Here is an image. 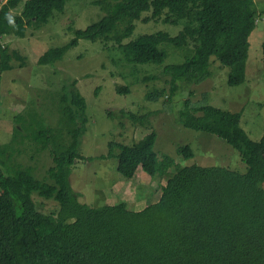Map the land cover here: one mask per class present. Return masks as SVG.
Here are the masks:
<instances>
[{"label":"trees","instance_id":"trees-1","mask_svg":"<svg viewBox=\"0 0 264 264\" xmlns=\"http://www.w3.org/2000/svg\"><path fill=\"white\" fill-rule=\"evenodd\" d=\"M23 1L8 0L0 9L2 73L13 70L15 61L26 65V58L2 40L24 38L28 28L47 24L72 0ZM94 4L105 16L75 31L66 46L44 53L40 66L61 61L81 39L115 37L121 43L133 34L135 21H163L182 26L180 33L172 37L160 31L120 46L127 61L137 64H163L167 58L159 49L163 43L194 50L187 62L165 67L170 99L179 83L193 85L207 79L212 57L230 69V87L246 81L249 39L260 16L253 0H96ZM6 13L14 24L5 19ZM262 52L264 61V41ZM58 108L56 127L46 126L36 113L18 115L12 140L0 144V157H5L0 166V264H264V134L260 141L249 137L241 125L243 111L192 107L186 100L180 121L186 129L216 135L237 149L247 167L244 174L219 167H180L168 155L159 158L154 131L133 145L110 143L108 154L99 158L110 159L117 151V170L124 178L133 179L142 168L152 179H168L158 202L134 211L126 202L100 208L80 202L70 176L77 161L85 159L80 148L88 116L77 80L62 87ZM25 141L37 153L48 151L52 156L50 182L38 180L34 167L17 162ZM180 153L185 159L194 157L189 145ZM35 195L55 201L60 209L46 213Z\"/></svg>","mask_w":264,"mask_h":264},{"label":"rangeland","instance_id":"rangeland-1","mask_svg":"<svg viewBox=\"0 0 264 264\" xmlns=\"http://www.w3.org/2000/svg\"><path fill=\"white\" fill-rule=\"evenodd\" d=\"M95 1H69L63 13H55L47 24L28 28L24 38L2 40V44L26 58V65L20 67V61H15L13 70L1 76L0 144L12 140L17 126L15 118L21 114L36 113L43 117L46 126L56 127L62 87L77 80L87 103L88 125L80 148L85 159L73 166L70 182L82 204L100 208L126 202L129 209L141 211L159 201L168 181L166 177L152 179L139 168L135 177L128 180L117 170V151L110 159L99 158L108 154L110 143L133 145L153 131L157 134L155 152L159 158L168 155L180 167H219L244 174L247 167L237 149L216 135L184 128L180 112L186 100L191 101L192 107L212 105L232 113L243 111V129L253 141H260L264 134V0H253L260 16L249 39L246 81L230 87V69L212 57L210 76L193 85L179 83L180 88L171 99L165 67L187 62L194 50L163 43L159 46L167 54L163 64H137L127 61L120 45L160 31L175 37L182 26L135 21L133 34L121 43L115 37L96 42L81 39L61 61L47 66L38 64L44 53L66 46L75 38V31L84 30L105 16ZM121 88H127L129 93L119 92ZM186 145L194 152L192 159H185L180 153ZM20 149L22 154L17 162L23 167H34L38 180L50 182L47 171L54 162L49 152L37 153L28 141ZM3 162L4 156L0 157V166ZM2 171L6 172L3 167ZM170 172L173 175L175 170ZM35 200L46 213L60 209L53 200L37 195Z\"/></svg>","mask_w":264,"mask_h":264},{"label":"clouds","instance_id":"clouds-1","mask_svg":"<svg viewBox=\"0 0 264 264\" xmlns=\"http://www.w3.org/2000/svg\"><path fill=\"white\" fill-rule=\"evenodd\" d=\"M5 19L8 21L9 24H14L13 17L9 16L7 13L5 14Z\"/></svg>","mask_w":264,"mask_h":264},{"label":"water","instance_id":"water-1","mask_svg":"<svg viewBox=\"0 0 264 264\" xmlns=\"http://www.w3.org/2000/svg\"><path fill=\"white\" fill-rule=\"evenodd\" d=\"M2 58H1V50H0V82H1V76H2Z\"/></svg>","mask_w":264,"mask_h":264},{"label":"built area","instance_id":"built-area-1","mask_svg":"<svg viewBox=\"0 0 264 264\" xmlns=\"http://www.w3.org/2000/svg\"><path fill=\"white\" fill-rule=\"evenodd\" d=\"M1 1H6V0H0V9H1V7L3 6V5L1 4Z\"/></svg>","mask_w":264,"mask_h":264},{"label":"bare ground","instance_id":"bare-ground-1","mask_svg":"<svg viewBox=\"0 0 264 264\" xmlns=\"http://www.w3.org/2000/svg\"><path fill=\"white\" fill-rule=\"evenodd\" d=\"M1 3H2V1H1Z\"/></svg>","mask_w":264,"mask_h":264}]
</instances>
